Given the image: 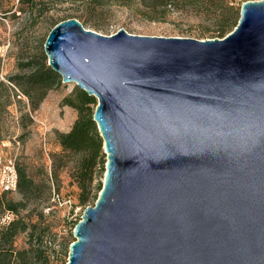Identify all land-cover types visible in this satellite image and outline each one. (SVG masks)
Returning a JSON list of instances; mask_svg holds the SVG:
<instances>
[{"label":"water","instance_id":"1","mask_svg":"<svg viewBox=\"0 0 264 264\" xmlns=\"http://www.w3.org/2000/svg\"><path fill=\"white\" fill-rule=\"evenodd\" d=\"M43 48L95 97L106 157L65 264H264V0L220 38L67 17Z\"/></svg>","mask_w":264,"mask_h":264},{"label":"rangeland","instance_id":"2","mask_svg":"<svg viewBox=\"0 0 264 264\" xmlns=\"http://www.w3.org/2000/svg\"><path fill=\"white\" fill-rule=\"evenodd\" d=\"M243 1L169 0L164 7L163 0H34L30 5L0 0V164L16 160L29 176L43 179L45 184L43 198L20 210L30 222L40 220L39 210L43 213L44 234L37 241L48 260L32 264H65L69 244L75 239L72 222L93 204L92 196L102 185L104 174V170L96 172L89 185L90 197L86 205L80 204L76 170L81 154L62 149L56 138L58 132L70 129L77 116V111L61 100L79 86L61 82L32 108L23 86L17 83L33 70V64H47L43 43L52 26L69 15H78L84 27L106 35L122 28L132 34L220 38L234 27L216 35L218 23L228 13L225 5H235L239 14ZM52 191L59 198L57 203L48 199ZM10 195L19 198L18 193ZM14 243L25 246L26 232L19 233Z\"/></svg>","mask_w":264,"mask_h":264},{"label":"trees","instance_id":"3","mask_svg":"<svg viewBox=\"0 0 264 264\" xmlns=\"http://www.w3.org/2000/svg\"><path fill=\"white\" fill-rule=\"evenodd\" d=\"M17 1L19 3L26 2L27 5L34 2V0ZM167 3L169 0H163L161 5L165 7ZM225 9L228 10V13L218 23L215 30L217 36H222L226 29L234 26L239 17L238 7L235 5H225ZM67 17H76L81 21L78 15ZM81 22L83 23V21ZM33 66V70L17 83L23 86V92L29 98L32 108H36L47 91L61 83V78L46 62L41 65L33 64ZM61 102L77 111V116L70 129L65 132H58L56 138L62 149L81 154L76 170L79 188L78 201L80 204L86 205L90 197L89 185L97 171L105 170L104 162L106 161L102 147L103 140L95 121L92 119L96 99L79 87L73 95L64 96ZM14 164L17 179L16 189L13 192L18 193L19 198L14 199L10 195L13 193L11 191H0V264H32L40 259L47 261L48 254L45 249L41 248L40 240L37 241L44 234V228L42 229L41 226L42 210H39L38 213L40 220L34 222L26 220L20 214V210L24 209L30 202L43 198L44 180H35L33 176H29L23 167L18 166L16 160ZM100 188L101 185L92 196L93 204ZM55 197L52 191L48 199H53L54 202L52 203H57L59 198ZM5 212H10L12 217L7 222H1V217ZM78 220L72 222V227ZM21 232H26V245L17 247L14 240Z\"/></svg>","mask_w":264,"mask_h":264},{"label":"built area","instance_id":"4","mask_svg":"<svg viewBox=\"0 0 264 264\" xmlns=\"http://www.w3.org/2000/svg\"><path fill=\"white\" fill-rule=\"evenodd\" d=\"M17 173L14 161L8 160L0 164V191H15ZM12 214L5 212L1 217V222H7L11 219Z\"/></svg>","mask_w":264,"mask_h":264}]
</instances>
